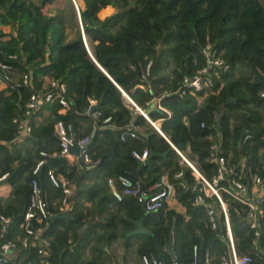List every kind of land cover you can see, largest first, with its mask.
I'll return each mask as SVG.
<instances>
[{
	"label": "trees",
	"instance_id": "trees-1",
	"mask_svg": "<svg viewBox=\"0 0 264 264\" xmlns=\"http://www.w3.org/2000/svg\"><path fill=\"white\" fill-rule=\"evenodd\" d=\"M77 1L0 0V60L18 79L30 76L27 85L0 89V175L6 174L10 186L7 198H0V214L10 218L0 245L23 234L20 225L32 178L46 198L48 212L39 224L31 221L33 228L43 229L46 254H38L37 242L31 240L10 255L9 264H105L104 247L121 239L126 248L133 238L139 240V258L145 254L166 264H190L196 246V264H204L205 255L211 264H219L228 244L219 203L202 192V200L193 203L200 181L181 157L210 179L216 164L209 155L216 144L218 156L232 170L218 183L221 188L229 187L232 178L245 185L250 175L264 176V83L256 77L264 72V0H80L81 6ZM105 7L113 11L99 19ZM214 58L227 68L208 67ZM204 67L212 86L180 94L181 79ZM45 78L63 85L67 108L59 112L60 92L47 86L50 100L24 114L26 99L43 90ZM153 99L160 109H149ZM91 101L99 108L89 113ZM15 118L24 119L26 136ZM57 119L70 124L77 139L91 134L88 164L69 163L57 154ZM242 121L245 135L239 142ZM23 138L31 141L30 149L23 147ZM142 150L149 161L138 166L132 152ZM48 171L71 189L66 214L57 210L61 188L51 183ZM161 174L173 184L184 215L165 206L143 214L134 196L115 201L99 180L112 179L120 191L118 178H127L147 193ZM219 193L235 253L249 255L250 264H264V213L257 219L253 246L246 205L221 189ZM259 206L264 212V198ZM126 211L142 217L150 234L127 236L135 226ZM152 236L161 246L171 237L173 259Z\"/></svg>",
	"mask_w": 264,
	"mask_h": 264
},
{
	"label": "built area",
	"instance_id": "built-area-1",
	"mask_svg": "<svg viewBox=\"0 0 264 264\" xmlns=\"http://www.w3.org/2000/svg\"><path fill=\"white\" fill-rule=\"evenodd\" d=\"M208 67H219L222 70H225L227 66L222 63V61L218 58H214L209 60ZM13 71L10 69V66L5 64L0 60V81L5 83L6 85H12L14 87L19 86L21 84L27 85L30 83L29 74H23L19 79H13ZM264 77V72L260 74ZM212 86L211 77L206 67L202 68L198 72H196L191 77L184 76L181 79V87L180 94L185 92V89H189L190 92H203L206 89H209ZM49 87H53L58 89L60 94L58 95V103L60 106V112H64L67 108V103L65 99L62 97L61 93L64 91L63 85L58 84L56 82H50ZM51 94L49 90H40L34 91L29 94L28 98L24 103V114H30L34 110H36L43 102H47L50 100ZM127 101L133 104L127 97H125ZM156 100V109H160L158 105V99ZM90 104L94 105V102L91 101ZM138 112L150 123V125L161 134L159 129L157 128L155 122L149 120L145 113L140 109L136 108ZM109 118L104 120V123L108 122ZM13 122L18 123L21 127V135L24 137L28 134L29 128L27 127L24 119H13ZM202 126V125H201ZM53 135L55 136L59 151L57 154L66 159L69 156H74V162H78L81 164H88L90 162L88 154H87V145L89 143L91 134L86 135L81 138H75L72 132V128L70 124L64 123L62 120H54L53 121ZM129 136L134 138L136 135L133 132H129ZM77 146L78 152L74 153L73 149ZM174 149V148H173ZM177 153L178 151L174 149ZM212 152L209 155V161L214 162L216 164V172L210 178H204L191 164L189 161L184 159L182 160L184 163L191 169L192 174L195 179L200 181L201 187L198 189L199 193L194 198L193 203L197 204L202 200L201 192L204 196L210 197L215 196L217 202L219 203L220 210L222 212L223 224L225 228V234L228 240L227 244V255L220 259L219 264H250L251 257L247 254L237 255L235 253L233 243H232V235L229 226L227 209L225 207V203L220 197L219 190H223L227 195L231 198L237 200L238 202L245 204L247 207L246 217L248 218V226L250 229H253V239L252 244L256 243V239L258 236L257 231V219L263 215V209L259 206L260 201L264 198V176L258 175H250L248 179V187L246 184L244 185L242 182L237 179L232 178L230 180L229 187L221 188L219 186V182L225 177L226 174H231L232 170L230 167L225 165V161L222 156H218V150L216 144L211 145ZM179 154V153H178ZM40 155L45 156V153L40 152ZM54 155V154H53ZM132 156L137 161H143L147 157V151L142 150L141 152L133 151ZM42 160L37 161L32 169V174L35 175L38 171L39 166L41 165ZM49 180L54 186L59 185L61 188V197L57 203L58 212L65 213L69 209L68 198L71 194V189H69L63 179L59 181L55 180L51 171L47 172ZM180 172L175 174V177H179ZM6 174L0 175V182L5 180ZM122 189L119 191L115 188L114 182L112 179H105V185L107 190L111 193L115 201L121 200L122 196L129 195L134 196L138 202L143 204V207L146 211H157L163 208L166 203L174 199V188L173 184L168 181L165 174H161L157 180L149 186L147 189L148 192L145 193L142 191V187L139 182L135 181L132 183L129 179L119 177L118 178ZM254 190L257 194L253 196L251 193V189ZM250 189V190H249ZM126 217L130 220H138L140 217L133 215L131 212L126 211ZM209 216V221L211 222L212 227L214 226L212 220V210L209 209L207 211ZM48 215L47 212V201L43 193L39 190L38 184L34 178L30 181V197L29 204L27 209L24 212L22 221H21V229L22 236L17 237L15 240L9 239L4 241L0 245V264H9L10 255L14 253L17 249L24 248L28 245L31 240L33 242H37V253L40 255H45V248L48 246V240L46 238L40 237L42 233V227L31 226V221L34 219L38 224L41 220L46 219ZM10 218L3 216L0 214V234L2 235L5 231L7 224L9 223ZM262 256L264 257V248L261 251ZM141 264H166L160 260H157L152 255H141L140 256ZM197 262V248L196 246L192 247V258L190 264H196ZM170 264H182L176 261H172ZM204 264H211L210 258L205 255Z\"/></svg>",
	"mask_w": 264,
	"mask_h": 264
},
{
	"label": "crops",
	"instance_id": "crops-1",
	"mask_svg": "<svg viewBox=\"0 0 264 264\" xmlns=\"http://www.w3.org/2000/svg\"><path fill=\"white\" fill-rule=\"evenodd\" d=\"M108 9H110V12H109ZM101 11H103V12L106 11L105 15H104V16H106V15H109L110 13H112L113 8L111 9V7H105ZM103 17H101L99 19H102ZM13 79L14 80L18 79L16 74H13ZM49 83H50V80L45 78V80H44V82L42 84V89L45 90L46 87L49 86ZM5 86H6V84L3 83L2 81H0V89L4 88ZM59 112H60V110H59ZM61 113H63V112H61ZM23 140L25 142L23 147L25 149H30L31 141H29L28 139L25 140L24 138H23ZM73 160H74V156H69V158L67 159V161L69 163H73ZM99 180L106 187L105 180L102 179V177H99ZM250 189L249 190L251 191V193H253V196H256L257 193L254 190H252L251 187H250ZM9 192H10V186L4 180L1 181L0 182V198L1 199L7 198ZM85 204L87 206L89 205V203H85ZM164 209L165 210L166 209L167 210L170 209V210H172L174 212H177L178 214L184 215L183 206H181L175 199H173V200L169 201L168 203H166ZM134 234L135 233L131 234V232H130V233L127 234V236H131V235H134ZM138 241H139L138 239L133 238V239L130 240V242L128 243L127 247L123 248L122 240L119 239V240L113 242L112 244H110L108 249L106 247H104V250L108 251L107 254H106V257L108 259H106L104 261V263L105 264H141L139 256L135 253V246L137 245ZM262 249H261V251H262Z\"/></svg>",
	"mask_w": 264,
	"mask_h": 264
},
{
	"label": "water",
	"instance_id": "water-1",
	"mask_svg": "<svg viewBox=\"0 0 264 264\" xmlns=\"http://www.w3.org/2000/svg\"><path fill=\"white\" fill-rule=\"evenodd\" d=\"M74 3V2H73ZM74 6H75V9H76V11H77V5L74 3ZM257 80L258 81H261V82H263L264 83V77L262 76V75H260V74H257ZM126 97V96H125ZM156 106V100L155 99H153L152 101H151V104H150V106H149V109H151V108H153V107H155ZM99 108V103H97V104H95V105H91L90 106V108H89V113L90 112H92V111H95V110H97ZM218 126V121H217V123H216V127ZM241 127H242V129H241V133H240V136H239V142H240V140L244 137V135H245V128H244V125H243V121L241 122ZM73 151H74V153L75 154H77V152H78V148H77V146L73 149ZM148 161H149V158L147 157V158H145L143 161H138V166L139 165H143V164H147L148 163ZM246 187H248V181H246ZM141 209H142V212H143V214L146 212V210L144 209V207H143V204H141ZM66 214V213H65ZM64 214V215H65ZM132 223L134 224V226H135V228H134V230L131 232V234H133V233H142V234H150V232L146 229V228H144L143 227V222H142V217H140L138 220H132ZM153 238H154V240L157 242V244L160 246V247H162L165 251H167L169 254H170V256L172 257V259H173V255H172V251H171V237L169 238V240H168V243L165 245V246H161L160 244H159V242H158V240L154 237V236H152Z\"/></svg>",
	"mask_w": 264,
	"mask_h": 264
},
{
	"label": "rangeland",
	"instance_id": "rangeland-1",
	"mask_svg": "<svg viewBox=\"0 0 264 264\" xmlns=\"http://www.w3.org/2000/svg\"><path fill=\"white\" fill-rule=\"evenodd\" d=\"M77 5H80V6H81V5H82V2H81L80 0H78V1H77ZM111 9H112V8H111ZM44 10H45V8H44ZM108 10H109V12H110V9H108ZM105 12H106V11L103 12V11L100 10V11L98 12V17H99V18L103 17V16L105 15ZM107 12H108V11H107ZM199 100H200V99H199Z\"/></svg>",
	"mask_w": 264,
	"mask_h": 264
}]
</instances>
